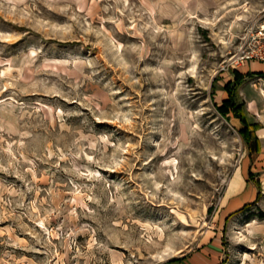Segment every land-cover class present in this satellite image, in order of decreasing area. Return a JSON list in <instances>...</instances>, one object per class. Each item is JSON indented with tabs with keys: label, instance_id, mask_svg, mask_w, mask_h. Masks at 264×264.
Listing matches in <instances>:
<instances>
[{
	"label": "rangeland",
	"instance_id": "1",
	"mask_svg": "<svg viewBox=\"0 0 264 264\" xmlns=\"http://www.w3.org/2000/svg\"><path fill=\"white\" fill-rule=\"evenodd\" d=\"M262 26L264 0H0V264H264ZM233 70L256 141L218 109Z\"/></svg>",
	"mask_w": 264,
	"mask_h": 264
},
{
	"label": "trees",
	"instance_id": "2",
	"mask_svg": "<svg viewBox=\"0 0 264 264\" xmlns=\"http://www.w3.org/2000/svg\"><path fill=\"white\" fill-rule=\"evenodd\" d=\"M234 79L232 81H228L224 85V90L227 93L226 99H224L221 103V105L218 106V109L224 114L227 115L229 112H232L233 115L240 119V121L245 126L241 129V133L244 135L246 140H257V138H252L249 136V127L247 125L246 119L242 116L241 112L239 111L238 106L234 104V94H233V88L235 86H238L241 83L242 76L238 73L237 70H233ZM254 126V125H253ZM257 128V126H254Z\"/></svg>",
	"mask_w": 264,
	"mask_h": 264
},
{
	"label": "built area",
	"instance_id": "3",
	"mask_svg": "<svg viewBox=\"0 0 264 264\" xmlns=\"http://www.w3.org/2000/svg\"><path fill=\"white\" fill-rule=\"evenodd\" d=\"M252 43L254 47L251 48L250 51L244 53V55L241 56V60L255 58L264 62V26L253 35Z\"/></svg>",
	"mask_w": 264,
	"mask_h": 264
},
{
	"label": "crops",
	"instance_id": "4",
	"mask_svg": "<svg viewBox=\"0 0 264 264\" xmlns=\"http://www.w3.org/2000/svg\"><path fill=\"white\" fill-rule=\"evenodd\" d=\"M251 67H252V69H262V68L264 67V64H262V63L252 64V63H251ZM237 71H238V73L242 76L241 82H242V80L247 76V74L250 73V72H245V73H243V72H241L240 70H237ZM233 77H234V75H233ZM233 79H234V78H233ZM240 84H241V83H240Z\"/></svg>",
	"mask_w": 264,
	"mask_h": 264
}]
</instances>
